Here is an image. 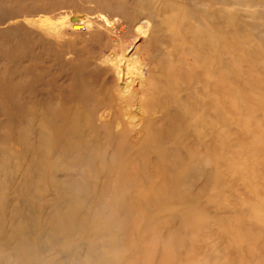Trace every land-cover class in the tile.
Returning <instances> with one entry per match:
<instances>
[{"label": "rangeland", "instance_id": "obj_1", "mask_svg": "<svg viewBox=\"0 0 264 264\" xmlns=\"http://www.w3.org/2000/svg\"><path fill=\"white\" fill-rule=\"evenodd\" d=\"M177 60L174 150L117 173L110 151L100 173L45 160L37 177L50 101L114 85L139 124L150 75ZM188 159L202 174L185 187ZM0 264H264V0H0Z\"/></svg>", "mask_w": 264, "mask_h": 264}, {"label": "bare ground", "instance_id": "obj_2", "mask_svg": "<svg viewBox=\"0 0 264 264\" xmlns=\"http://www.w3.org/2000/svg\"><path fill=\"white\" fill-rule=\"evenodd\" d=\"M139 25L135 29L136 32L143 28ZM121 40H115L116 49H112L108 56L103 58L108 64V68H112L118 77L122 65L121 60L130 47V42L125 44L126 42ZM134 62L136 61L134 60ZM133 63L127 57L124 64L126 74L132 70L140 72V67L135 65L137 62ZM184 64L191 65L190 62L185 63L183 60H177L169 70L164 71L162 76L153 77L149 74L152 91L145 92V99L140 104L142 115L139 118V124L136 123L137 121L135 124H129L134 122V115L131 114L133 108L131 109L128 95H126L128 93L121 91L119 95V91L115 90L114 85L106 87L103 90L104 93L99 94L101 97H95L83 89L74 90L67 97L60 96L57 101H50L49 118H46L41 124L39 132L42 141L39 153L42 160L37 165V177L41 171L50 170V165L44 164L45 160L55 163L61 158L70 160L76 157L85 163L82 172L88 173L93 170L100 173L99 168L103 166L98 161L110 151L113 154L110 159V167L114 173H117L121 167L140 160L142 156L163 155L168 150L170 152L174 150L175 141H180L179 135L184 132L181 128V118L183 117L181 108L183 107L179 97H173L176 80L179 79L178 76L181 74ZM143 75L145 74L143 73ZM90 97H92L91 100ZM25 122L22 132L23 154L28 150L25 141L32 134L28 120L25 119ZM115 136H118L116 140L113 139ZM195 169L191 159L182 162L173 173L174 180L189 187L198 180L196 175L202 174L196 173L191 177ZM68 179L55 178L50 182L58 185ZM41 180H44L42 176ZM40 181L39 183H42ZM117 185V181L113 180L110 183V188L113 190Z\"/></svg>", "mask_w": 264, "mask_h": 264}]
</instances>
